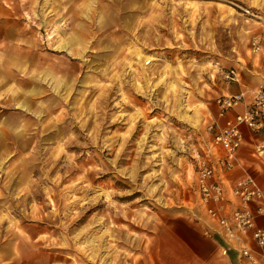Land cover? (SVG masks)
Here are the masks:
<instances>
[{
  "label": "rangeland",
  "instance_id": "obj_1",
  "mask_svg": "<svg viewBox=\"0 0 264 264\" xmlns=\"http://www.w3.org/2000/svg\"><path fill=\"white\" fill-rule=\"evenodd\" d=\"M66 1L4 3L0 264H160L163 221L203 215L219 70L263 85L264 0Z\"/></svg>",
  "mask_w": 264,
  "mask_h": 264
},
{
  "label": "built area",
  "instance_id": "obj_2",
  "mask_svg": "<svg viewBox=\"0 0 264 264\" xmlns=\"http://www.w3.org/2000/svg\"><path fill=\"white\" fill-rule=\"evenodd\" d=\"M252 44L254 52L262 48L257 38ZM219 78L239 82V73L233 68L220 69ZM214 105L216 114L206 126L209 141L200 145L201 152H196L194 159L193 184L199 208L225 239L231 241L251 233L256 245L263 248L264 229L255 225V218L264 216V192L237 162V154L244 142L243 129L258 135L264 128V84L236 94L218 95ZM240 106L243 109L237 111ZM252 152L264 158V138L253 144ZM236 166L244 177L225 185L226 173ZM239 252L251 264H259L247 247L239 248Z\"/></svg>",
  "mask_w": 264,
  "mask_h": 264
},
{
  "label": "crops",
  "instance_id": "obj_3",
  "mask_svg": "<svg viewBox=\"0 0 264 264\" xmlns=\"http://www.w3.org/2000/svg\"><path fill=\"white\" fill-rule=\"evenodd\" d=\"M5 2L11 3L12 0H0V47H2L3 35L2 21L4 18H9L12 14V10L9 6H4ZM66 2H69V0ZM51 21L52 18L46 20L42 26L47 28V26L51 25ZM47 39L50 41L51 37L48 36ZM78 42L80 41L75 38L64 40L60 37L56 41L57 44L54 47H58V49L60 48L59 50H64V47H69V50L72 51V43L78 45ZM2 67L4 68L0 60V69ZM5 70H7L8 73H12V70L8 67H6ZM238 73L239 82H226L223 94H236L247 89H254V87H250L251 85L246 83L240 72ZM45 78L48 77L46 76ZM48 80H50V78H48ZM24 104V102H19L18 106L23 107ZM242 109L243 106H240L236 110L241 111ZM243 131L244 142L238 151L237 162H239V164H241L255 179L256 183L264 192V158H258L252 152L253 144L258 142L261 138H264V128L258 135H252L246 129H243ZM208 141L209 137L207 142ZM243 177V171L239 166H236L226 173L224 183L225 185L234 184ZM199 217H194L189 212L185 218L172 216L167 217L163 221V228H161L165 236L162 237L161 234L158 236L159 239L157 238L158 240L156 239L155 241L156 249L154 256L158 263L251 264L250 261L239 252V248L247 247L256 256L258 263L264 264V247L260 248L256 245L251 233L245 237L240 236L237 239L229 241L217 233L215 224L206 219L204 215ZM255 225L264 229V216H257L255 218Z\"/></svg>",
  "mask_w": 264,
  "mask_h": 264
}]
</instances>
